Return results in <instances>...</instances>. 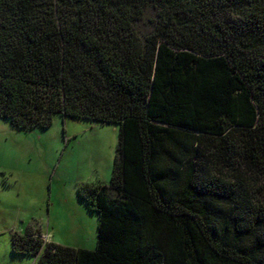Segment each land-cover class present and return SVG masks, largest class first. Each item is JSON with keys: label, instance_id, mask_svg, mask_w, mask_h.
<instances>
[{"label": "trees", "instance_id": "1", "mask_svg": "<svg viewBox=\"0 0 264 264\" xmlns=\"http://www.w3.org/2000/svg\"><path fill=\"white\" fill-rule=\"evenodd\" d=\"M119 127L83 184L94 249L14 232L34 264H264V0H0V118Z\"/></svg>", "mask_w": 264, "mask_h": 264}, {"label": "rangeland", "instance_id": "2", "mask_svg": "<svg viewBox=\"0 0 264 264\" xmlns=\"http://www.w3.org/2000/svg\"><path fill=\"white\" fill-rule=\"evenodd\" d=\"M118 137L113 123L61 114L30 129L0 118V264H34L12 249L13 233L30 227L57 244L96 247L98 215L79 189L110 183Z\"/></svg>", "mask_w": 264, "mask_h": 264}, {"label": "crops", "instance_id": "3", "mask_svg": "<svg viewBox=\"0 0 264 264\" xmlns=\"http://www.w3.org/2000/svg\"><path fill=\"white\" fill-rule=\"evenodd\" d=\"M40 233L42 234V236L49 235V241H52L53 242V240L51 239L52 238V235L50 234V232L48 230L45 231V232L40 231Z\"/></svg>", "mask_w": 264, "mask_h": 264}, {"label": "built area", "instance_id": "4", "mask_svg": "<svg viewBox=\"0 0 264 264\" xmlns=\"http://www.w3.org/2000/svg\"><path fill=\"white\" fill-rule=\"evenodd\" d=\"M45 242H49V235H44L42 236Z\"/></svg>", "mask_w": 264, "mask_h": 264}]
</instances>
